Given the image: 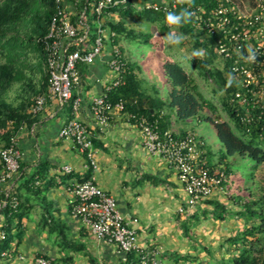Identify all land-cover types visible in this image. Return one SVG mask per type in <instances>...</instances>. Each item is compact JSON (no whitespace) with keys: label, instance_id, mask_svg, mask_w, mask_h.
<instances>
[{"label":"crops","instance_id":"obj_1","mask_svg":"<svg viewBox=\"0 0 264 264\" xmlns=\"http://www.w3.org/2000/svg\"><path fill=\"white\" fill-rule=\"evenodd\" d=\"M144 1L148 0H133L132 5L136 8ZM64 4L68 9L70 3ZM109 57L108 44L93 63L79 65L81 83L73 91V95L79 92L82 96L77 111H72L70 102L61 105L48 98L43 110L31 114L32 121L16 131L15 141L21 152L19 170L11 179L0 182V199L9 189L19 199V209L12 217L0 212V235L5 234L4 238L0 236V264H31L37 255L55 264H128L129 255L92 235L70 214L73 184L90 177L114 197L125 222L136 230L140 248L156 250L161 264H202L207 256L219 264L221 259L213 257V251H228L227 239L246 223L234 215L238 210L234 193L229 202L219 200L218 192L193 209L178 212L185 206L186 193L177 171L143 146L140 131L127 111L112 114L109 123L98 128L91 115V98L104 93L111 82ZM140 82L142 91L167 99L169 90L163 95ZM36 85H40V79ZM174 111L167 107L162 112L169 118L164 119L166 130L194 134L183 125L191 118L179 120ZM71 118L87 127L95 149L96 170L87 167L85 155L71 139L59 137L61 126ZM219 148L216 154L206 143L201 153V159L213 170L227 161L220 157ZM63 165H69L71 173H64ZM214 200L228 207L229 215L224 220L215 219Z\"/></svg>","mask_w":264,"mask_h":264},{"label":"built area","instance_id":"obj_2","mask_svg":"<svg viewBox=\"0 0 264 264\" xmlns=\"http://www.w3.org/2000/svg\"><path fill=\"white\" fill-rule=\"evenodd\" d=\"M57 11L52 16L44 37L45 72L48 75L45 92L37 94L29 107V113H40L48 98L61 105L70 102L72 111H77L82 102L79 92L73 91L81 83L79 65H89L100 55L116 32L110 27L116 16L110 8L123 5L127 0H54ZM70 6L66 9L64 2ZM209 9L198 8L195 18H200L207 31V42L212 41L219 70L226 76V87H234L229 94L236 123L248 138L264 139V0H213ZM181 0H148L137 9L167 14ZM90 15V16H88ZM90 18L96 23L92 27ZM110 57L107 61L112 78L105 92L91 98V115L98 128L109 123L110 116L125 111L124 101L110 99L109 93L124 84L127 62L117 43H109ZM255 53V61L242 59ZM140 131L143 146L160 155L177 171L186 193L185 206L178 212L193 209L196 204L210 199L223 188L225 175L216 169L211 171L201 159L205 146L203 139L193 133L178 135L168 129L160 131L158 121H150L143 115L127 112ZM60 138L71 139L77 150L84 154L87 167L96 170L95 149L87 127L78 119L71 118L60 128ZM21 157L15 138L0 147V182L14 177L19 170ZM64 173H71L69 165H63ZM73 202L70 214L77 218L88 231L107 243L114 244L125 255L132 254L128 264H161L156 250L141 249L136 230L125 222L114 197L98 186L93 177L76 182L72 187ZM19 199L8 191L0 199V212L5 208L13 212ZM136 222V219H133ZM5 237L4 232L0 235ZM4 253H2L3 255ZM135 255V256H134ZM21 258V256H19ZM31 264H55L43 255H37Z\"/></svg>","mask_w":264,"mask_h":264},{"label":"trees","instance_id":"obj_3","mask_svg":"<svg viewBox=\"0 0 264 264\" xmlns=\"http://www.w3.org/2000/svg\"><path fill=\"white\" fill-rule=\"evenodd\" d=\"M133 0H127L123 5L110 8L116 16L115 23L110 22V27L116 32L113 41L105 43H119L120 38H131L132 29L128 28V21L137 16L149 22H161L160 28L171 32L166 25V14L149 10L136 9L132 5ZM214 5L213 0H192L191 7L182 2L171 12H179L181 9H188L193 12L188 23H182L177 30L182 35L190 37L193 41V48L203 50V55L190 61V67L205 81H210L217 89L223 91L221 96V107L227 112L228 118L232 120L238 132H234L226 120L214 119L216 107L214 103L201 92L188 69L179 60L165 59L163 71L170 90L167 99L160 98L157 94H149L140 88L141 82L133 72V65H128L124 73V84L115 87L110 93V99L121 98L124 101L125 111L143 115L150 121L157 120L160 131L167 129V115L162 116L165 108L174 109L176 118L185 120L204 113H209L203 118L214 125L216 136L221 142L223 151L220 157L228 158L239 155L248 157L254 162L249 175L253 176L255 170L264 163V143L257 136L246 137L236 123L233 108L230 106L229 94L234 87L227 85L224 72L219 70L216 62V54L213 51L212 41L207 42V31L200 18H195L198 8L209 9ZM57 11L54 0H0V147L7 145L21 125L31 122L29 107L32 98L42 93L47 88L48 75L45 72V50L44 37L48 32L52 16ZM197 26V27H196ZM33 59V61H32ZM29 70L40 74V85H35L31 78L25 73ZM16 83L25 85L27 89L19 100L13 104L5 99V94ZM10 125V126H8ZM179 133L178 135H185ZM201 138V137H200ZM202 139V138H201ZM228 162L218 163L219 170L223 171L226 185L230 174ZM206 166L213 171V168L206 163ZM216 166V165H215ZM249 190V189H248ZM234 197V204L238 210L234 213L236 218L245 219L246 223L242 230L227 239L230 246L235 247L237 254L225 261V264H264V195L252 197L249 190V197H243L238 192ZM5 208L8 216L12 217L18 212ZM213 215L215 219L224 220L229 215L228 207L217 200L213 202ZM130 259H134L130 254ZM223 264V263H222Z\"/></svg>","mask_w":264,"mask_h":264},{"label":"rangeland","instance_id":"obj_4","mask_svg":"<svg viewBox=\"0 0 264 264\" xmlns=\"http://www.w3.org/2000/svg\"><path fill=\"white\" fill-rule=\"evenodd\" d=\"M90 22L92 27L96 26V23L92 20V18H90ZM164 23L167 25L166 22ZM160 25L161 22L156 21L152 23L137 16H134L130 22L128 21V28L132 29L133 36L131 38L122 37L118 43L128 65H133L132 69L134 70V73L137 74L138 78L144 81L143 85L148 87L153 86L164 95L167 90H170V85L167 80H165L166 78L162 67L163 61L165 59H175L181 61L191 75L195 76V81L199 85L203 95L214 103V106L216 107V112L213 115L214 119L219 121L226 120L230 124L232 130L237 133L238 130L234 123L228 118L227 112L221 107V96H223V91L219 89L214 91V88H216L215 84L213 85L212 82H207L202 79L197 72L190 67V61L201 56L194 55V53H203V50L194 49L192 39L184 35V39L179 45H165L161 37L169 33V29L165 31L160 28ZM170 30L171 32L174 31L177 34H181L175 25L171 26ZM2 61L3 58L0 57V63ZM25 73L36 85V81L40 79L39 72L35 71L34 73H31L29 70H25ZM24 89H27L25 85H21V83L14 84L5 94V99L8 102L15 104L23 94ZM206 112L209 113L208 110H204V113H200L197 116L192 117L189 123H183L184 129H192L194 134L197 132V134H199L204 140L205 144L207 143L210 149L214 148L215 153L218 154L217 148L220 147L219 149L223 151V147L216 136L214 125L203 118V116L206 115ZM191 132L192 131H190V133ZM260 141L264 143V139ZM226 160L229 165L230 174L228 176L227 186L223 184V188L219 191V200L229 202L231 200L230 197H232L230 194L234 193V197H236L237 192L243 197H249V190L253 193L250 196L263 197L264 163L255 170L253 169L254 172L251 178L249 173L251 171V166L254 163L252 159L234 155L233 157L226 158ZM236 208H238V206H236ZM228 248V251L218 249L220 251H217V254L216 251H213L215 252L214 254L212 253L214 255L213 257L221 259L218 260L219 264H225V261L228 258L237 254L235 247L228 245ZM202 264H217V262L207 256V260L202 261Z\"/></svg>","mask_w":264,"mask_h":264},{"label":"clouds","instance_id":"obj_5","mask_svg":"<svg viewBox=\"0 0 264 264\" xmlns=\"http://www.w3.org/2000/svg\"><path fill=\"white\" fill-rule=\"evenodd\" d=\"M182 2L188 3L190 7L192 5V0H182ZM193 15L194 13L188 9H181L179 12H168L165 16V22L168 25L179 26L182 23H188ZM161 39L165 45H179L183 41L184 36L173 31L167 33L165 36L161 37ZM237 54L241 56L242 59H246L250 62L255 61V53L251 49H249V55L247 57H243L239 50H237ZM194 55H203V53L196 52Z\"/></svg>","mask_w":264,"mask_h":264}]
</instances>
